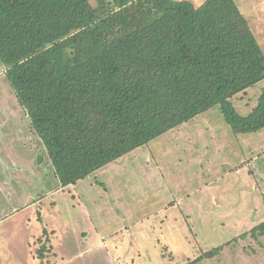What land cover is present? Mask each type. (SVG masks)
<instances>
[{
  "label": "trees",
  "instance_id": "obj_1",
  "mask_svg": "<svg viewBox=\"0 0 264 264\" xmlns=\"http://www.w3.org/2000/svg\"><path fill=\"white\" fill-rule=\"evenodd\" d=\"M0 63L61 188L215 105L234 134L264 128V88L247 116L231 102L264 80L234 0H0Z\"/></svg>",
  "mask_w": 264,
  "mask_h": 264
},
{
  "label": "rangeland",
  "instance_id": "obj_2",
  "mask_svg": "<svg viewBox=\"0 0 264 264\" xmlns=\"http://www.w3.org/2000/svg\"><path fill=\"white\" fill-rule=\"evenodd\" d=\"M234 1L264 55V0ZM5 71L0 264H192L218 246L194 264H264V239L250 233L264 222V128L234 134L215 105L61 188ZM263 88L234 96L235 111L247 116Z\"/></svg>",
  "mask_w": 264,
  "mask_h": 264
}]
</instances>
